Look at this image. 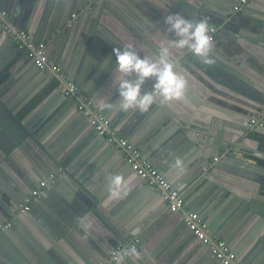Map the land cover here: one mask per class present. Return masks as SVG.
<instances>
[{"label":"crops","instance_id":"obj_1","mask_svg":"<svg viewBox=\"0 0 264 264\" xmlns=\"http://www.w3.org/2000/svg\"><path fill=\"white\" fill-rule=\"evenodd\" d=\"M56 2L57 0H12V4L7 8L0 9L9 13L15 26L27 30L34 43H44L49 58L62 67L69 79L73 77L80 81V84L74 82L79 91L91 98L93 105L110 119L113 129L119 135L129 140L182 196L191 195L189 197H192L190 200L196 205V212L205 215L212 231L225 236V241L236 253L240 262L264 264V248L263 251L261 249L256 251L258 246L260 248L264 246V193L258 190L247 191L242 187L245 184L242 185L238 180V184H232L222 179L228 177L225 173L230 164L239 173L257 174L243 163H248L253 155L263 154L256 148L255 140L260 135L259 132L250 131L247 124L264 103V14L260 13H264V0H247L243 6L249 11L247 17L250 20H243L241 28L245 29L238 33L243 39L241 46L231 52L233 57L218 49V46L221 47L226 41H223L224 38L226 39L225 33L229 30L225 27L228 24L226 20H220L219 24H210L209 27L216 29L214 39L217 36V41H213L214 46L209 56L212 53L216 55L214 57L218 61L217 66L214 69L206 68L209 63L204 62V58L201 57H194L193 61L190 60L191 63L182 59L184 65L176 62V70L187 79L183 97L166 103H161L159 100L160 104L155 103L147 111L129 109L126 120L118 121H114V117L120 114L118 109L101 111L95 103L98 96H104L112 103L119 104L117 90L111 84L116 72L113 48H122L125 44L133 43L142 55H154L158 52L160 36L164 39H173L168 33L170 31H166L168 26L166 29L160 15L165 17L166 13L179 12L196 22L201 20V11L205 12V10L193 0H60L57 9ZM238 2L239 0H203L201 5L212 14L215 13L218 19H225V12H231L229 18L235 14L232 9ZM52 17L60 19L63 24L65 21V24H62L61 28L53 29L45 38L44 29ZM151 20L155 22L153 25H150ZM158 22H161L160 26ZM146 25H150L149 28ZM220 31L223 32L221 39L220 36L218 37ZM24 48L12 40L9 32L0 27V58L3 61L1 67L6 65L3 59V53L6 54V51L8 53L6 58L11 60L10 55H14L15 58L23 60L16 63L17 68L12 67L9 73L11 77L20 72L25 74L26 70H34L32 68L35 65L28 55L26 57ZM89 51L93 54L88 60L89 69L84 76L85 79L79 80V67L85 62V56ZM95 69L96 72L90 74ZM37 72L38 74L30 80H35L40 90L49 84H54L47 72ZM153 83L154 78H149L144 88L151 89ZM55 91L57 89L53 87V92ZM67 98L70 101L71 98ZM21 107H16V110L24 123L28 122L30 126L36 124L38 129L40 126L36 123V118L27 115ZM82 114L77 112L75 104H72L70 111L65 109L62 121L58 122V127L51 135L46 133L43 137H37L36 141L42 148L32 141L33 153L25 148L24 152L17 151L19 154L15 152L18 162L26 170L15 169L16 178H27L28 175L30 176L28 181H31L32 173L35 174V171L31 167L30 171L24 160L36 165L39 164L36 163V156L41 159L52 153L59 154L61 141L64 143L61 151L65 155L67 147L72 143L68 135L84 131L83 123L86 124V120L89 122L87 116ZM89 124L92 132L90 139L95 142V146H85L71 154L67 153L70 158L65 157V162L60 164L65 167L63 179L65 183L56 189V194L59 196L52 197L53 194L43 193L29 214L20 217L18 215L13 220L14 222L17 219L11 225H15L14 234L11 231L7 236L2 237V242L0 240L17 260H22V263H28V259L24 251L17 249L15 241L12 242L17 235L22 237L25 243L36 248L37 258H34L36 260L33 264H80L83 258L81 253L86 251L81 243L86 241L92 244L93 240H89L84 233L85 230L82 227L77 229L72 223L76 218L71 213L74 212V208H70L69 201L71 202L73 197L75 200H80L81 206H84L85 202L79 196L86 199L87 195L72 183L66 171L81 181L85 179L82 177L84 174L88 175L90 172H93L91 175L100 174L101 178L97 180L99 185L96 186V191L100 190L99 201L110 204L109 207L104 208V211L113 209L115 212L114 199L118 202L123 195L121 200H125L124 207H127V212H124L123 216L125 215L128 222L132 223L138 215L144 214L150 208L154 210L156 206L167 210V205L159 191L153 192L146 183L136 177L121 154L114 151L107 141L99 138L90 122ZM67 125L71 130L63 134ZM202 126L210 128L207 131H196ZM223 143L231 149L226 157L220 152ZM217 152L218 160L215 157ZM117 155L119 158H115ZM177 158L184 161L185 167L182 173L174 166ZM229 159L232 162L227 163ZM220 162H224L225 165ZM122 166L125 168L121 169ZM5 167L9 169L8 165ZM54 170L55 168H52L46 173L39 171L36 174L44 177ZM115 175L122 176L125 182L120 187L118 195L112 196L110 180ZM210 180L211 182L206 185ZM4 184L12 191V187L4 179L3 184L0 183V201L10 208L14 194H10ZM225 184L227 188L223 186ZM22 185L28 188L27 184ZM13 192L16 193L14 190ZM204 195L210 197L206 202L207 205H203L204 202L201 201ZM15 196L18 197L17 194ZM17 206L16 204L8 214H0V224L13 214ZM114 212L112 216L115 218L118 215L117 217L120 218L119 214L116 212L114 215ZM179 220L180 216L173 215L165 222H161L160 233L172 228L174 222ZM153 231L150 228L149 234ZM107 236L108 239H114L113 234ZM134 236L139 238L141 251L138 256L134 258L128 256L125 261L118 264H153L149 258L152 256L150 253L152 247L157 245L156 240L141 232ZM194 240L198 242L196 238ZM179 241L176 243H180ZM187 252L188 254L180 260L182 262L180 264H219L210 261L212 254L201 243L195 250L190 248ZM164 253L165 251L162 250L161 256ZM0 260L10 264L5 256L0 255ZM167 263L169 261L166 258Z\"/></svg>","mask_w":264,"mask_h":264},{"label":"water","instance_id":"obj_2","mask_svg":"<svg viewBox=\"0 0 264 264\" xmlns=\"http://www.w3.org/2000/svg\"><path fill=\"white\" fill-rule=\"evenodd\" d=\"M101 1H103V0H101ZM59 2H60V0H57L56 5H55L56 9L58 7ZM193 2L196 5H198L199 7H201L202 10H205V12L201 11V13H202L201 19H207L209 25L210 24H219L221 22L220 20H226V22L228 24H226L225 27L229 28V30H227L228 32H226L224 35V37H226V39L224 38L223 41H225V40L226 41L222 43L221 47L218 46V49L222 52L225 51L227 53V55H230L231 57H233V54H231V52L235 48H239V45L243 39L242 36L238 34L241 32L242 29H245L243 27L241 28L243 20L244 19L250 20V18L247 17V15H249V11H247V9L244 8L240 14H234L230 18H229V15L231 12L230 13L225 12L226 18L225 19H221V18L218 19L219 17L216 16L215 13L212 14L207 8H205L201 5V2H203V0H193ZM11 4H12V0H0V8H7V6H9ZM163 13H162V15H163ZM260 13L264 14L263 12H260ZM167 15L168 14L166 13V16ZM159 17L160 18L162 17L163 22H164V17L161 15ZM210 18H212V20ZM154 23H155L154 20H151L150 25H153ZM158 23H159L158 26H160L161 22H158ZM62 24H63V22L60 19L57 20V18L52 17L51 20L46 23V27L44 29L45 38L48 36L49 32H51L53 29L61 28ZM64 24H65V21H64ZM89 25L92 26V24H89ZM150 25H146V26L149 28ZM164 25L167 29L168 25L166 23ZM44 26H45V24L43 25V27ZM166 31H168V29ZM161 32H163V31H161ZM168 33L171 36H173V39H175L174 35L171 32H168ZM222 35H223V32L220 31L218 34V37L220 36V39H221ZM163 37H164V35H163ZM163 39L164 38H162V36H160V40H163ZM213 41H217V36L215 37V39ZM215 44H216V42H215ZM213 46H214V42H213ZM213 54L214 53H212V55L209 56L207 61H205V59H204V62H206L207 64L209 63V65L206 66V68L211 67L212 69H214L217 66L216 62H218V61H217L216 57H214L216 55H213ZM3 55H4L3 59L6 63V65L4 67H1L3 64V61H2V58H0V87H1L0 88V183L2 182V184H3L4 179L9 183V185L12 187V191H10L9 188H6L5 184H4V187L10 191L9 192L10 194L11 193L14 194L13 195L14 200L11 201L12 207H10V208L7 207L2 201H0V214L1 215L3 213L8 214L16 206V204L18 205L19 203L22 202L23 197L27 193H29L31 189H33L34 187L37 186V183L39 182V180L43 178L42 175H41V177H40V175H37L36 174L37 172L40 171V173H46L52 168L56 169L58 167V165L65 162V157L70 158L69 157L70 155L67 154L68 152H70V154H71V153L77 151L78 148H82L85 146H88V147L95 146V142L92 141V139H90V135L92 134V132L89 128L90 124L86 120L87 126H86V124L83 123L84 127H82V128H85L84 131L82 130V132H76V133L68 135L71 138L72 143L66 149V153H65L66 156L61 151V150H63L62 146L64 144L61 141L59 154H53L52 153V154H49L45 158L42 157L41 159H38L36 156V159H37L36 163H39V164L35 165V164L27 163L22 158L24 160L26 167H28V169L30 171H31L30 167L33 168L35 171V174L32 173L33 179H31V181H28L30 179V176H28V175H27V178L19 177L17 179L16 175L14 173V170L15 169H20L23 171H26V170H24V167L22 166V164L20 162H18L16 155H15V152L17 153V151H18L19 153H21V152H24L25 149L31 150V147H34L33 142L36 143L35 144L36 146L40 147L36 141L37 137L38 136L43 137L46 133H50V135H51V133L56 130L59 123L62 121V117H63V114L65 113V109L70 111L72 108V104H75V106H76V103L72 99H69L70 101H68V98L58 88L56 78H53V79L51 78V80L54 81V84H52V85L49 84L48 86H46L42 90H40L38 88L39 84L35 83V80H30L38 74L37 71H42L35 66H33V68H32L34 70H31V71L26 70L25 74L20 72V74L14 75V77L9 76V73L11 72L10 70H12L16 66V63L19 60H21V61H23V60H22V58H15L14 55H10L11 60H10V58H6V56H8L7 51H6V54L4 52ZM92 55L93 54L90 53V51L87 52V54L85 56L86 57L85 62H83V64L80 65V67H79L80 72H79V77H78L79 80H80V78L85 79L84 76H86V72L88 71L89 64H90V62H88V60H90L92 58ZM12 57H14V59ZM194 57H198V56L194 55L187 48H185V49L172 48V50H171V59L174 60L175 62H178V63L181 62L183 64V62L181 61L182 59H184L185 62H187V63H191L194 60ZM190 60H192V61H190ZM203 65H206V64L203 63ZM15 68H17V67H15ZM96 69H95V71L91 72L90 74L95 73ZM43 72H41V73H43ZM16 77H18V78H16ZM70 79H71V81L75 82L76 84H78L80 82L76 79H73V77ZM53 87H55L57 89V91L53 92ZM144 90L146 91L145 88H144ZM90 94L91 93L89 92V95ZM27 96H30V97L27 98ZM159 100L160 99L158 97L157 101H156L157 104L159 103ZM65 103H67V104H65ZM263 105H264V103H263ZM20 106H22L21 108L24 109V111H25V113H27V115L34 116L36 118V123L40 126L38 129H36V126H35L36 124L35 125L32 124L30 126L28 124V122L24 123L23 118L21 117V115L16 110V107L20 108ZM155 106L157 107V105H155ZM76 110H77V112L83 113L85 115V113L83 111H80L77 108H76ZM165 110L169 111L167 108H165ZM127 112H128V110L127 111H119L118 113H120V114L116 118L114 117V115H112L114 117V121L126 120V118H127L126 116L128 114ZM135 115H133V116H135ZM118 117L120 119H117ZM205 124L207 125V123H205ZM206 125H204V126H206ZM204 126L197 128L196 131H201V132L207 131L208 128H210L209 126H207V127H204ZM69 128H70V126L67 125L66 126V132L63 131V134L68 133L71 130ZM249 129H251V128H249ZM253 130H255L256 132H259V134H260L259 136H257L258 138H256L255 142H256V148H258V150L260 152H262L263 154L262 155H259V154L253 155V157H251L249 162L248 163L245 162V163H243V165H247V167L252 168L257 174H251V173L245 174L242 172L239 173V171L236 170L235 167H231L232 164H230L229 166H227V168H226L227 171L225 173V174H227L228 177L222 178V179L223 180L225 179L226 181L228 180V181H230L229 183H232V184H235V183L238 184V182H237V180H238V181H240V183L242 185L245 184L242 186L245 190L247 189V191H250V192H253L254 190H258V191L264 193V125L259 126V127H254L250 131H253ZM93 131H95V129H93ZM50 135L48 136V138L51 137ZM97 135L99 138L107 141L105 136L99 135V134H97ZM60 140H61V138H60ZM107 144L110 145V147H112L114 149V146L112 144H110L109 142ZM221 146L222 147H221L220 152L224 153L225 157H226V155L229 152H231V149H229L228 146L224 143ZM40 148H42V147H40ZM114 151H116V150L114 149ZM31 152L33 153L32 150H31ZM218 152H217V155L215 156L217 158V160L219 158ZM19 153H17V154H19ZM115 158H119L118 155ZM9 160L11 162H7ZM230 162H232L231 159H229V162H227V163H230ZM221 163H222V165H225L224 162H220V164ZM126 164L128 165V163H126ZM6 165H8L9 169H7L5 167ZM222 165H220V166H222ZM128 167H129V165H128ZM124 168L125 167L122 166L121 169H124ZM130 170H131V168H130ZM131 171L134 175H136V177H138L139 179H141L144 182V180L139 175H137L133 170H131ZM91 173H93V172L88 173V175L84 174V176L79 175V176H82L85 178L84 181H81L78 178L73 177L68 171H66V175L71 179V181H73L72 183H75L87 195L86 199L79 196L80 199L83 202H85L84 206H81L80 200H78V199L75 200L73 197L71 199V202L69 201L70 208H72V207L74 208L73 209L74 212H71V213L76 218V220L75 221L73 220V222H72L74 224V227H76L77 229L82 227L85 230L84 233L89 238V240H93L92 244H89L86 241H83V243H81L86 248V251L81 253L83 258H82V260H80V264H97L99 261H101V259L102 260L108 259L109 251L112 248L116 247L118 244H121V242L128 240V238L130 236L138 235V233H140V232L142 234H144L145 236L149 235V237H153V240H156L157 245H154V247H152L151 252H150L152 256L149 258V260L151 262H153V264H166V258L169 261V263H167V264H180V263H182V262H180V260H182V258L188 254L187 251L190 248L192 250H195V248H197L198 245H200L201 242H199V240L193 235L192 231H190L188 229V227L186 226V224L183 220V217H181L182 214H184L186 212V210L196 211L195 210L196 205H193V203L190 200L192 197H189L191 195H189V196H185V195L182 196L181 195L185 201V208H182L179 211H174V210L170 209L168 206H167V210L165 208H161V206H156V208L154 210H151V208H150V210H147L144 214L138 215V217L134 221H132V223H131V222L127 221V219L125 218V215L123 216L124 212H127V207H124V205H125L124 201L125 200L124 199L121 200L123 195H121V197L119 196L120 200L118 202L114 199L113 204L115 205V212L113 211V209L112 210L109 209V210H111V212L108 209H107V212L104 211V208L109 207L110 204H107V203H105V201H102V200L99 201V194L98 193L100 190L96 191V186L99 185L97 180H99L101 178V176H100V174L91 175ZM64 175L62 177H59L54 183H52V185L50 187L46 188L43 193H48V195L53 194V195H51L52 197L53 196L57 197L56 195H58V194H56L57 193L56 189L59 186H61V184L65 183V182L63 183ZM233 180H235V181H233ZM210 182H211V180L208 181V183L206 185H208ZM34 183H36V184L34 185ZM222 183H224V181H222ZM22 184H27L28 188L23 187ZM223 186L227 188L226 184ZM235 186H237V185H235ZM69 187L72 188V186L70 184H69ZM148 187L153 192L157 191V189L155 187H152L149 185H148ZM172 187H173V185H172ZM0 189H1V186H0ZM13 190L16 193H14ZM72 190H74V189L72 188ZM16 194L18 195V197L15 196ZM245 196H250V195H245ZM203 198H205V199H203ZM203 198H201V201L204 202L203 205H207L206 202L209 201L210 197L207 195H204ZM206 198H208V199L206 200ZM35 205H36V201L31 204V208L29 211H26L25 213L19 214L18 217H20L21 215L29 214L31 212V209L33 207H35ZM113 212H114V215L116 212L119 214L120 218L117 217L118 215L115 216V218L120 219L119 221H117L112 216ZM173 215L180 216L179 222H174V226H171L172 228H169L166 232L160 233L161 222L162 223L165 222L166 220L170 219V216H173ZM200 216L202 218H204V220L207 223V219H206L205 215L200 214ZM147 223H148V225H147ZM207 226H208L209 231L212 234L222 238L225 241L224 235H221L218 232L212 231L213 229L211 230L208 224H207ZM14 228H15V225L13 224V226H11L8 229H5L4 231L0 230L1 242L3 239L2 237L4 235L7 236L9 233H11V231H13ZM150 228H151V230L152 229L154 230L152 234H149ZM14 232H15V230L13 231V234H14ZM80 233H83V232H80ZM109 234H113L114 239L113 238L108 239L107 235H109ZM78 236H80V235H78ZM194 237L198 240V242H196L194 240L195 239ZM14 238H15V240H12V242L15 241V246L17 247V249L24 251V253L26 254V258L28 259V263H22L21 262L22 260H17L9 252L8 248L5 247V245L1 242H0V255L5 256L8 259L10 264H33L34 263L33 261L36 260L34 258H37L35 255L36 251H37L36 248L34 246L31 247L30 245L25 243L23 241V238L18 237V235L14 236ZM178 240H180L179 241L180 243H176ZM248 242H250L249 239H248ZM140 246H141V244L138 243L137 246L135 247L137 249L138 254L141 251ZM203 246H205V245H203ZM77 248H78V246H77ZM263 248H264V246L261 248L258 246L256 251L259 249H261V251H263ZM78 249H80V248H78ZM162 250L165 251L163 256H161ZM207 250L210 251L208 248H207ZM253 253L256 254V252H253ZM122 255L123 254H121L120 256H122ZM179 255H180V257H177ZM136 256H138V255H136ZM136 256H131V258H134ZM127 257L128 256L125 255V256H123L122 260H119V261L117 260L112 264H118L119 262L122 263L123 261H125V259ZM212 258H210V261L212 260V261H215L216 263L221 264L213 255H212ZM24 259H25V257H24ZM0 263L1 264H7L2 260H0Z\"/></svg>","mask_w":264,"mask_h":264},{"label":"built area","instance_id":"obj_3","mask_svg":"<svg viewBox=\"0 0 264 264\" xmlns=\"http://www.w3.org/2000/svg\"><path fill=\"white\" fill-rule=\"evenodd\" d=\"M247 3V0H239L234 5L233 10L240 11ZM0 27L4 31L9 32L12 40L20 47H25L26 57L40 70L48 73L51 78H56L58 88L61 92L76 102V108L83 111L89 122L95 129L96 133L106 137L107 142L114 146V149L121 154L131 170L139 175L144 182L155 187L166 205L174 210L179 211L185 208V201L181 194L172 187V184L160 173V171L149 161L143 154L135 148V146L125 137L113 129L110 119L100 112L89 97L82 94L75 83L66 75L65 71L58 64L54 63L48 56L44 43H34L29 32L21 27H17L12 22V18L6 10L0 9ZM216 33L215 27H210V35L212 40ZM27 50L29 51L27 53ZM248 127L253 129L264 125V105L260 107L254 117L248 122ZM65 174V167L58 166L54 171L49 172L39 180L37 186L30 190L24 197L17 208L2 224L0 230L9 228L13 220L22 213L29 211L31 204L37 201L46 188L50 187L59 177ZM183 220L193 235L205 245L210 253L221 264H243L238 260L236 253L230 246L220 237L212 234L207 226L204 218L196 211L186 210L182 214ZM139 243L137 236H132L123 243L117 245L109 251L108 259H103L97 264H111L117 261L118 256L123 254L125 250L135 248Z\"/></svg>","mask_w":264,"mask_h":264},{"label":"clouds","instance_id":"obj_4","mask_svg":"<svg viewBox=\"0 0 264 264\" xmlns=\"http://www.w3.org/2000/svg\"><path fill=\"white\" fill-rule=\"evenodd\" d=\"M164 22L175 39L159 41L156 54L142 55L133 43L125 44L122 48H113L116 72L111 84L116 88L120 100L116 105L106 97L98 96L95 103L101 111L113 109L147 111L156 103L158 97L161 103L183 97L187 79L176 70L177 63L171 59V50L172 48H187L194 55L207 61L213 48L209 23L207 19L193 22L179 12L168 14L164 17ZM149 78H154V83L151 89L145 91L144 85ZM174 166L179 172L184 171L185 165L181 158L174 161ZM124 182V178L120 175L111 178L112 196L118 195ZM125 255L136 256L138 255L137 249L133 247L130 251L125 250L122 256H118V261L122 260Z\"/></svg>","mask_w":264,"mask_h":264},{"label":"flooded vegetation","instance_id":"obj_5","mask_svg":"<svg viewBox=\"0 0 264 264\" xmlns=\"http://www.w3.org/2000/svg\"><path fill=\"white\" fill-rule=\"evenodd\" d=\"M244 6H245V5H244ZM243 9H244V8H243ZM243 9H242V10H243ZM242 10H240V11H235V10L232 9V11H233L235 14L241 12Z\"/></svg>","mask_w":264,"mask_h":264}]
</instances>
